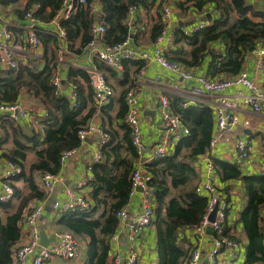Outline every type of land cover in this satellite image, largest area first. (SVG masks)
<instances>
[{"label":"trees","instance_id":"obj_1","mask_svg":"<svg viewBox=\"0 0 264 264\" xmlns=\"http://www.w3.org/2000/svg\"><path fill=\"white\" fill-rule=\"evenodd\" d=\"M63 1L25 0L22 8L18 5L20 0H0V5H18L13 7L12 12L19 17L26 8L39 2V18L50 21ZM172 1L183 14L190 8L200 12L209 4L217 16L201 29L189 33L185 32L183 26L176 25L172 30V46L165 53L169 60L197 67L202 65L208 53L207 77L235 76L242 70L245 57L251 52L250 47L264 48V0L262 9L254 8L248 0ZM98 2L102 9L100 21L105 27L102 39L108 44L119 43L129 36V11L134 6L144 9L148 14L152 8L156 10L150 28V40L154 41L165 26L161 16L165 0ZM93 20L88 9L79 6L69 18L61 21L67 34L68 51L75 54L82 51L91 39ZM41 36L44 51L40 59L29 56L27 62L20 63L16 69L0 67V102L14 103L21 91L25 90L45 112L40 128L33 129L29 135L22 132L19 126L13 125L14 121L0 114V144L9 140L8 130L13 135V147L1 151L0 158L22 167V172L15 178L23 176L29 187L16 210L4 218L0 217V264H11L13 261L21 239L20 223L32 209L29 203L34 199H45L44 191L37 186L31 173L58 172L60 153L79 147L78 131L93 119H97L109 134V140L101 147V161L89 164V194L93 206L85 212H60L56 223L75 236L89 237L85 264H107L110 237L115 233L118 223L116 212L130 201V173L136 157L130 143L129 129L123 122L126 110L124 96L134 86L132 76L144 63L138 59L124 61L122 78L117 80V108L114 114L110 113L113 110V95L106 104L96 105L89 85V73L69 68L66 80L76 85L79 99V104L71 107L66 94L58 93L51 82L57 64L58 41L46 31ZM214 42L219 43L222 49L210 47ZM97 64L99 68L102 67V63ZM129 65H134V69H129ZM107 69L111 70L109 67ZM169 101L172 110L188 128V134L179 139L171 154L154 158L147 164V182L153 187L155 196L153 224L157 264H186L189 248L179 242L184 241L179 233L183 228L196 227L205 211L207 197L195 190V163L209 149L214 114L204 103L183 106V99L178 95L172 96ZM30 153L35 159L28 164L26 159ZM213 164L221 180H240L244 188L245 203L238 217L247 239L244 264H264V173L243 175L236 163L217 158L213 159ZM24 165H29L28 176L23 172ZM221 194L228 200V191L222 190ZM8 202L0 205L6 206ZM223 233L238 242L233 236L230 237L225 224Z\"/></svg>","mask_w":264,"mask_h":264},{"label":"built area","instance_id":"obj_2","mask_svg":"<svg viewBox=\"0 0 264 264\" xmlns=\"http://www.w3.org/2000/svg\"><path fill=\"white\" fill-rule=\"evenodd\" d=\"M98 0H64L61 7L57 10L54 17L51 19L52 28L44 29L47 22L40 19L37 11L41 9L39 2H34L26 8L22 14L24 23L19 27L24 30L25 43L29 55L40 59L44 48L41 40V34L45 31L53 35L58 41L57 64L62 59V55L67 48V34L61 26V21L66 20L79 6L88 9L89 13L94 17L91 26V39L82 49L88 56L93 57L109 67L118 75L124 72V61L139 57L143 60L153 58L163 69L177 74L184 82H194L185 90L186 99L182 105H191L200 97L204 91L209 93H218V100L214 107L209 106L214 114V121L218 133L212 137L208 151L213 147L217 138L224 130L231 129L238 124L248 126L247 119H241L236 110L238 106H244L252 111L264 116V88L258 85L254 80L247 76L245 70H241L235 76H221L209 78L205 74L194 73L185 65L169 60L165 53L172 46L173 33L165 34L166 27L170 22L171 8L169 5H162L161 16L164 21V28L154 40L155 49L153 55H149L146 51H138L133 43L132 34H129L125 39L115 44L103 42L102 35L105 31L104 24L97 17ZM138 7H131L129 14L134 12ZM15 24L13 20L0 15V67L5 65L8 68L16 69L20 63V57L16 52V36L12 30ZM206 24H198L185 30L189 33L193 30L201 29ZM134 32V30H133ZM260 67L263 68L264 48L258 49ZM55 66V72L52 76V85L58 93L62 92V78L58 72V65ZM242 85L247 89L245 94L237 92L232 97H226L221 94L227 87L232 85ZM89 85L93 92V98L96 105L101 106L106 104L110 97L114 94V89L106 78V74L101 70H92L89 72ZM139 85L134 84L133 87L127 90L124 100L126 105L123 122L129 129V139L131 146L135 151V162L130 173V198L134 194H138V207L135 211L130 212L128 205L120 208L116 212L118 219V229L125 230L124 244L125 250L122 252H113L107 264H141L140 255L137 249L139 235L154 221L155 196L154 189L148 184V163L154 158H160L169 155L173 152L176 143L183 136L188 134V128L183 125L178 114H176L171 106L169 98L166 95H161L158 98L163 132L158 142L147 144L144 142L141 127L140 115L137 107V94ZM67 99L71 107H76L79 104L76 85L68 84ZM0 114L5 115L8 119L14 122L19 119L26 122H34V114L24 105L20 99L14 103H1ZM45 115V114H44ZM97 135V149L92 155L94 162H99L102 159L101 147L109 140V134L99 124L97 119L91 120L84 128L78 131L80 143H82L88 135ZM262 145L264 146V131L261 137ZM233 148L238 154V157L244 161L250 157V147L248 142L243 139H236ZM76 149L63 150L59 156V168L61 169L67 159L74 154ZM201 154L198 158L205 163L206 178L204 181L196 185V192L207 197V204L204 214L195 227V231L199 235H203L207 227L212 228L213 239L209 253L206 255L207 264H216L217 256L221 251H226L232 255L239 248V243L234 239L229 238L223 233V227L227 217L229 203L222 196L221 191L213 183L212 178L216 177V170L213 161L208 157L207 153ZM197 158V159H198ZM0 171V203L12 200L15 194L11 180L22 172V167L9 160H5ZM91 165V163H90ZM91 171V167H88ZM90 176H85L78 180L74 187L65 189V199L61 202H55L52 208L56 211H72L85 212L92 208L93 200L85 192H79L81 189H89ZM61 181L59 171L56 173L42 172L40 173V182L46 195L53 193L56 185ZM44 203L35 205L29 213H27L22 224L27 227L26 240L15 252L14 264H24L28 259H31L32 264H50L53 259L72 260L80 256L77 240L70 230H55L53 232L54 241L50 245L43 246L40 244V230L37 222L43 212ZM215 209V217L213 222L209 221L210 213ZM120 240L119 232H115L110 237L111 243ZM202 258L201 250L198 246H193L189 253L186 264H200Z\"/></svg>","mask_w":264,"mask_h":264},{"label":"crops","instance_id":"obj_3","mask_svg":"<svg viewBox=\"0 0 264 264\" xmlns=\"http://www.w3.org/2000/svg\"><path fill=\"white\" fill-rule=\"evenodd\" d=\"M24 3L25 0H22V5ZM96 3L98 8L97 17L100 18L102 15L101 5L99 4V2ZM248 3L256 9L263 8V0H248ZM165 4L169 5L171 8L170 22L166 27V35L173 33L172 30L176 25L178 26L179 21L183 23L182 28H184L185 30H189L193 26L200 23L208 24L210 23L212 18H215L217 16V12L209 4L206 5L200 12H195L192 8H190L185 14H183L179 10V8L176 7L172 0H165L162 5ZM15 6L18 5L12 4L7 7L0 5V15L10 18L15 23L12 26V30L16 36V52L18 54V57H20V61L22 63H26L27 58L29 57L27 56L29 55V51L27 50V45L25 43L24 30L19 27L20 25H23L24 20L22 16L18 17L14 12H12L13 7ZM155 11L156 10L152 8V10H150L148 14L144 9L138 7L134 10V12L129 14L128 19V22L130 24V34H132V40L135 48L138 51H146L149 55H153L155 49V41L149 39L152 18L156 16ZM50 21H46L47 25H44V29L52 28V24ZM133 36H135V39H133ZM210 47H214L215 49L220 50L222 49L219 43L216 42L210 44ZM258 49L259 46L255 48V52H249L246 55L242 70H245L247 76L250 79L254 80L258 85L264 88V71L258 63ZM134 59L141 60L144 63L143 66L132 76L134 84L139 85V91L137 94V107L140 115L141 133L144 142H146L147 144H153L160 140L163 132L158 104L159 96L166 95L170 100L172 96L178 95L182 97L183 101H185L186 99L188 100L184 92L187 88L193 85L194 82L182 81L177 74L163 69L160 64L157 63L153 58L143 60L139 57H136ZM208 60L209 54L207 53V56L204 59L202 65H199L197 67H186L194 73L206 74V65ZM98 62L100 61L88 56L84 51L75 54L71 51H68V49L66 48L62 55V59L57 64L58 72L62 78V92L64 94L68 93V84L70 82L67 81L66 78L69 68L82 69L87 71L88 73L92 70H101L106 74L107 80L110 82L114 89L113 110L110 111V113L114 114L115 109L117 108V102L115 100L117 98V80H120L122 77L114 71L107 69V67H105L103 63L101 64L102 67L99 68V64H97ZM128 67L131 70L134 69V65H129ZM237 92L245 94L247 92V89L242 85L235 84L227 87L221 94L226 97L232 98L237 94ZM19 99L24 105H27L32 114H34L35 119L34 122H26L19 119L18 121L13 122V125L19 126V129H21L22 132L29 135L33 129L40 128L39 124L40 121L43 120L45 112L44 109L34 99H32L25 90L21 91ZM217 100L218 93H209L204 91V93L200 97L195 100H191V102H193L191 105L204 103L206 105L214 107ZM236 112L241 119H247L249 121V125L243 126L242 124H238L231 129L224 130L215 141L213 147L208 151L207 155L212 161L213 159L217 158L229 163H236L243 175L264 173V146L262 145L261 141L262 133L264 131V116L244 106H238ZM9 120L11 122L13 121L11 119ZM8 134H10L11 137L9 136V140H7L5 143L0 144V152L13 147V135L9 130ZM216 134L218 135L220 134V132L218 133L214 121L212 137H214ZM0 135H2V130H0ZM236 139H243L248 142L251 151L250 157L247 160L242 161L233 148V144ZM96 149L97 135H88L86 139L82 143H80L79 147L76 148L74 154H72L67 159L66 164L61 169L59 168L61 181L56 185L53 193H51L50 195H46V193L44 192L45 199H43L42 201L34 199L29 203V207L32 208L39 203H44L43 212L40 218L42 219V223L45 227L42 229L46 231V234L48 236L47 245L53 243V232L55 230L65 229L57 225L56 221L59 218L60 212L54 210L52 208V205L55 202H61L63 199H65L66 188L74 187L75 183L78 180L85 176L91 175V171H88V167L89 164L93 162L92 155ZM34 159L35 156L30 153L28 154L26 160L29 164ZM4 161L5 159L0 158V171L4 166L2 165ZM195 164L198 184L204 181V179L206 178V168L205 163L199 158L196 160ZM28 166L29 165H24L23 168V172L26 173V176L29 175ZM31 175L33 176L37 186L42 191H44L40 182V172L34 171L33 173H31ZM212 180L220 191H228L229 197L227 201L229 203V207L227 210L225 225L229 231L230 237L233 236L239 242V248L234 251L232 255H229L226 251H221L217 256L216 264H244L247 239L242 230V225L238 221L239 212L243 208L245 203L244 188L242 182L237 179L221 180L218 175L216 177H213ZM11 183L14 187L15 194L12 200L8 202V205H0V217L2 218H4L8 213L14 212L20 203L21 197L29 191L28 184L23 176H21L20 178H13L11 180ZM89 189H81V191L79 190V192H85L90 196ZM138 203V194H134L130 198V201L128 203L129 211H135L138 207ZM22 222L23 219L20 223L21 239L17 244L18 248L25 242L27 235V227L24 226ZM116 231L119 232L120 240L114 243H111L110 241V255L108 259H110V256L113 252H122L125 250V230L123 231V229H120L119 231L117 223ZM179 235L184 239V241L180 240L179 242H181L184 247L189 248V251L193 246L199 247L202 253L200 264H207L206 255L209 253L212 246V239L214 236L213 232L210 230H206L203 235H199L195 231L194 227L183 228L182 230H180ZM75 238L80 250V256L72 260L53 259L50 261V264H85L86 248L89 237L75 236ZM155 243V225L152 223L141 232L136 246L139 251L141 264H157ZM14 262L15 254L13 256V261L11 264H14ZM24 264H32L31 259H28Z\"/></svg>","mask_w":264,"mask_h":264},{"label":"water","instance_id":"obj_4","mask_svg":"<svg viewBox=\"0 0 264 264\" xmlns=\"http://www.w3.org/2000/svg\"><path fill=\"white\" fill-rule=\"evenodd\" d=\"M178 25L179 26H183V23L181 21H179ZM250 51L251 52H255V47H253V46L250 47ZM4 68H8V66L5 65ZM214 217H215V209L210 213L209 221L213 222ZM206 230L212 231V228L211 227H207ZM40 244L43 245V246H47V244H48V236H47L46 231L44 229L40 230Z\"/></svg>","mask_w":264,"mask_h":264},{"label":"rangeland","instance_id":"obj_5","mask_svg":"<svg viewBox=\"0 0 264 264\" xmlns=\"http://www.w3.org/2000/svg\"><path fill=\"white\" fill-rule=\"evenodd\" d=\"M18 5L20 6V7H22L23 5H22V0H20V2L18 3ZM23 8V7H22ZM43 34V33H42ZM43 39V37L41 36V40ZM42 43H43V41H42ZM37 225H38V228H39V230L40 229H42V228H45L44 227V225H43V223H42V219L41 218H39V220H38V222H37Z\"/></svg>","mask_w":264,"mask_h":264}]
</instances>
